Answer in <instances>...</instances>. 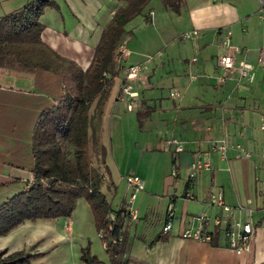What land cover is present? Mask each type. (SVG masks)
Returning a JSON list of instances; mask_svg holds the SVG:
<instances>
[{"label":"crops","instance_id":"1","mask_svg":"<svg viewBox=\"0 0 264 264\" xmlns=\"http://www.w3.org/2000/svg\"><path fill=\"white\" fill-rule=\"evenodd\" d=\"M27 1L0 0V15L17 10ZM52 1L39 16L40 39L63 60V74L0 58V203L33 182L31 135L37 115L57 103L65 90L80 95L102 30L112 14L125 5L121 0ZM182 1L186 4L189 0ZM185 8L188 27L184 31L199 32L185 42L189 54L184 58L183 54H172L171 63L165 54L166 61L149 63L129 51L132 62L144 65L148 80L140 87L131 109H126L125 100L118 97L123 72L112 60L105 71L108 80L87 110L86 138L93 136L86 146L108 148L115 172L109 183L114 193L121 189L109 211L115 214L128 209L119 229L124 240L121 264H264V56L260 58L264 44L254 41L250 14L229 0H196ZM149 11L153 24V11ZM227 29L231 32L230 49L220 42L222 31ZM236 50H240L235 54L236 65L242 59L251 64V82L239 78L236 69L216 65L218 55ZM166 64L171 69L162 79L171 86L163 92V82L152 80ZM190 72L196 73L195 79L188 78ZM117 74L120 78L115 86ZM174 88L179 98L169 96ZM172 139L181 151L174 150ZM60 140L65 154L73 157L72 144L64 137ZM222 140L224 155L211 149L212 142ZM204 153L209 167L188 178L190 162ZM100 161L106 167L105 161ZM173 169L175 175L171 174ZM100 173L106 180L108 172ZM129 175L143 180V189L131 202V188L125 180ZM219 192L231 207L232 218L243 220L251 210L254 233L245 253L235 254L227 245L222 226L214 224L222 210L210 204V196ZM186 193L193 197L187 198ZM201 213L207 217L206 224L197 219ZM167 219L171 227L163 233ZM84 222L94 227L89 205L80 197L69 217L27 220L0 235V249L29 252L27 249L34 246L39 252L49 237V228L51 238L53 231L63 237L64 232ZM185 230H200L211 239L203 242L183 237ZM101 246L105 249L102 241ZM98 258L111 264L101 255Z\"/></svg>","mask_w":264,"mask_h":264},{"label":"trees","instance_id":"2","mask_svg":"<svg viewBox=\"0 0 264 264\" xmlns=\"http://www.w3.org/2000/svg\"><path fill=\"white\" fill-rule=\"evenodd\" d=\"M119 7L102 30L92 60L84 73V86L79 96L65 90L57 103L39 112L33 125L31 149L33 182L0 203V235L7 234L25 221L69 217L78 198L89 205L94 227L106 242L116 236L122 216L116 211L112 228L108 215L109 205L99 189L97 175L81 170L80 156L86 147L87 110L96 93L105 83L101 73L114 62V50L124 33V25L140 13L148 0H121ZM175 10L181 0H162ZM52 0H29L22 7L0 15V58H9L25 66L63 74L62 59L40 39L39 21L43 8ZM122 40V39H121ZM103 81V82H102ZM140 113H138V116ZM61 137L73 146V157L62 149ZM123 235L116 244L107 242L105 250L111 264H121ZM41 253L23 250L8 252L0 249V264H34ZM82 264H106L90 253L89 246L80 249Z\"/></svg>","mask_w":264,"mask_h":264},{"label":"rangeland","instance_id":"3","mask_svg":"<svg viewBox=\"0 0 264 264\" xmlns=\"http://www.w3.org/2000/svg\"><path fill=\"white\" fill-rule=\"evenodd\" d=\"M194 1L196 0H189L186 4H184L181 0L180 5L177 10H175L171 6L165 5L162 0H148L142 7L140 13L132 17L124 26L123 40H125V48L128 55L129 51H133L135 53V57L139 56L140 60L149 61V63L157 61L160 63V60H167V58L171 63V58H173L172 54H183V58L186 54H189L188 51L190 50L184 45L185 42H187L186 40L189 39V41H191L190 39L194 36H191V38H183L181 33H183V31L188 27L185 17V7ZM229 1L233 2L241 12L250 14V18L255 25L254 41L264 44V14H262L264 0ZM123 3L126 5V1H123ZM149 10L153 11V24L152 16L150 15L151 11ZM145 18H149V20H146ZM221 46L225 49H230V46ZM165 54H168L169 56L164 58L163 56H165ZM130 63L133 64L134 62L129 59V56L125 61H122V65L124 66H127ZM114 64L118 69V63L115 60ZM170 69L171 68H169L167 64L160 67V70L156 75V79L152 81L161 80V82H163L164 79L162 78L168 76ZM115 76V86H117L120 77L118 74ZM100 77L102 78V74ZM103 78L104 82L108 80L107 76ZM145 80L146 85L148 84L147 77ZM165 81L167 82H163V92H167L168 86H171L167 79ZM124 106L127 109V102L124 103ZM92 136L90 135V139L87 138L88 143L89 141L91 142ZM81 154V170L83 172H90L92 175H94V173L97 175L100 191L104 194L109 207H114L116 199L121 195V189H118L119 191L114 193L113 188L109 183L108 178H112L115 172L113 171L112 162L109 159L108 148L101 147L97 150L87 145L84 149H82ZM100 160L105 161L106 167L102 166V162ZM100 168L102 169L100 170ZM104 171L108 172L106 180H102L103 175L100 173ZM50 230L51 229L49 228V237L41 243L42 245L39 249V253H41V255L33 259L34 264H82L79 258L80 249L87 245L89 246L91 254L95 255L97 258L98 255H101L102 258L109 260L107 252H105V249L101 246L98 232L90 223L84 222L80 226L74 227L68 233L62 232L63 237L55 236L53 231L54 236L51 238ZM27 251L30 253H37L38 247H29Z\"/></svg>","mask_w":264,"mask_h":264},{"label":"built area","instance_id":"4","mask_svg":"<svg viewBox=\"0 0 264 264\" xmlns=\"http://www.w3.org/2000/svg\"><path fill=\"white\" fill-rule=\"evenodd\" d=\"M262 14H264V7L262 8ZM150 15L152 16V12H150ZM222 32H223V36L220 42L228 46L231 32L228 29ZM198 34L199 32L196 29L188 30L181 33L183 38H191V36H197ZM119 42L117 43L114 50V60L118 63L119 69H121L123 72V80L120 85L118 97L120 100H125L127 102V108L131 109L135 106V98L138 96L140 87L145 86L146 83L145 80L146 77L143 74L144 65L141 63H133L127 66L122 65V61H125L128 57V52L125 48V40L122 39ZM239 52L240 50H236L234 53L227 52L218 55L216 57V65L218 67L223 68L224 70L236 69L239 78H242L247 82H251L254 78L251 69V64L248 63L245 59H242L239 60L236 65L235 54ZM263 56H264V49L261 50L260 52V58H262ZM195 61H196L195 56L190 59V62L192 63ZM106 75H107L106 72L103 71L102 78L105 77ZM224 77L225 75L219 77L218 81L223 82ZM188 78L190 80L195 79L196 73L195 72L188 73ZM169 96L171 98H179L180 93L178 92V90L174 88L169 91ZM169 141L175 144L174 150L176 152L182 150V147L176 142V140L172 139ZM211 149L218 150L219 152L222 153V155H224L226 145L223 140L219 142H212ZM244 154L247 155V153ZM209 165L210 162L207 153L198 156L196 159L192 160L189 164L188 178L194 177L195 173L198 170L208 168ZM171 174L175 175L176 170L173 169L171 171ZM125 180L131 188V192L129 196V202H131L135 196V193L143 189V180L137 175H129L125 178ZM261 193L264 194V181L261 182ZM186 197L192 198L193 196L192 194L186 193ZM210 204L218 206L222 210L221 215L214 219V224L216 226H222L223 234L227 240L228 247L237 255L247 252L249 249L251 237L253 236L254 233L253 222L250 216L251 210H248L249 214L243 220L232 218L231 207L224 203L220 192L217 194H211ZM126 213H128V209L125 208L124 210H120V215L122 217H125ZM108 218L110 220V222L108 223V228L111 229L115 218V214L109 213ZM197 219L200 220L202 224H206L207 217L204 213L199 214L197 216ZM170 227H171V221L167 219L164 225L162 226V232L167 233ZM98 234L100 236L101 232H98ZM182 236L186 238H193L203 242H207L211 239L210 234L203 233L200 230L194 232L185 230L182 233ZM121 238H122V233L119 230L116 236H110L106 242H103L104 247L107 242L116 244L118 241L121 240Z\"/></svg>","mask_w":264,"mask_h":264}]
</instances>
